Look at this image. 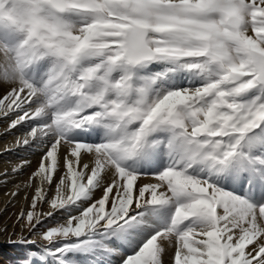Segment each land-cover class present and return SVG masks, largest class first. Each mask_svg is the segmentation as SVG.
<instances>
[{
	"label": "snow or ice",
	"instance_id": "1",
	"mask_svg": "<svg viewBox=\"0 0 264 264\" xmlns=\"http://www.w3.org/2000/svg\"><path fill=\"white\" fill-rule=\"evenodd\" d=\"M0 117L24 264H264V0H0Z\"/></svg>",
	"mask_w": 264,
	"mask_h": 264
},
{
	"label": "rangeland",
	"instance_id": "2",
	"mask_svg": "<svg viewBox=\"0 0 264 264\" xmlns=\"http://www.w3.org/2000/svg\"><path fill=\"white\" fill-rule=\"evenodd\" d=\"M9 120L10 119L7 117H0V128L3 129L7 127ZM23 132L24 129L20 128L17 133L7 135L4 140L0 138V140L2 139L0 141V143H2L0 146L2 145L1 147H3L9 140L12 141V144H9L11 147V145H13V138H16L15 140L17 141L18 137L20 138ZM17 146L20 149H18V147H14L16 152L13 150V153L16 154H12L15 157V161H18L21 158L25 159V157L28 156V153L25 152H38V150L34 149L35 147L30 149L27 146ZM21 150H23V152ZM2 151L0 150V264H24V262L31 257H40L42 255L43 247L48 246L47 242L43 240V231L49 227L59 226L60 223H63L68 218V213L63 211L56 212L52 217L43 221V227L38 225L37 229L33 230L32 233H21L19 226L14 227L17 216L22 211L26 213L30 210L31 200L35 195L36 187L39 185L38 179L33 176L34 171L38 168L39 164L37 163L39 162H34L33 158H30V160L26 158L25 162L20 164V166L22 165L21 168L18 167L19 173L15 171V169H13V172L11 171V168L15 161H13V158L10 156L12 153L11 148L6 147L5 150L2 149ZM5 151H7L6 153L8 154H6ZM20 151L25 154L23 156H19ZM29 156H32V154L29 153ZM49 191L51 195H55L54 187ZM14 192L19 194V196H22H20V198H18L17 194L13 196L12 194ZM99 195H101V193L97 192L96 196L98 197ZM38 210L46 212L48 210V206L41 204L38 206ZM21 236H27L34 241V243L17 244L10 242L21 238ZM124 251L128 253L130 250L124 249ZM172 257H174V249H169L168 254L164 257V259L170 264ZM48 259L51 262V258ZM94 259H96V264H107V260L109 258L104 257ZM111 259L113 264H118V257Z\"/></svg>",
	"mask_w": 264,
	"mask_h": 264
},
{
	"label": "bare ground",
	"instance_id": "3",
	"mask_svg": "<svg viewBox=\"0 0 264 264\" xmlns=\"http://www.w3.org/2000/svg\"><path fill=\"white\" fill-rule=\"evenodd\" d=\"M9 123H10V120H9ZM8 126H9V124H8ZM8 126L5 127V128H3V129L0 128V138H2L3 140H4V138H5L7 135H9V134L11 135V133H12V134L17 133V132L19 131V129H20V127H18L17 129H13V130H11V131L9 132V131H7ZM11 137H13V136H11ZM9 138H10V137H9ZM18 138H19V137H18ZM2 139H1V140H2ZM15 139H16V138H13V145H11V147L9 146V144H10L12 141H9V140H8L9 142L7 141V143H5L6 141L4 142L5 144H4L3 147H1L2 145L0 146V150H1V151H2V149L5 150L6 147L11 148V152H12V153H11L10 156H11V158H13V159H12L13 161H15V157H14L12 154H16V153H13V150L16 152L15 148L18 147L17 144H16V140H15ZM1 140H0V141H1ZM0 144H2V143H0ZM11 144H12V143H11ZM7 145H8V146H7ZM14 147H15V148H14ZM20 147H21V146H20ZM32 148H33V147H32ZM32 148H30V149H32ZM18 149H20V148L18 147ZM34 149L38 150V152H35V153L25 152V153H28V156H29V153L32 154V156H29V157L26 156L25 159L21 158L20 160L15 161V163H13V166H12V168H11V169H12L11 171L14 172L13 169H15V171H17V172L19 173V168H18V167L21 168L22 165L20 166V164H21L22 162H25L26 158L29 159V160H30V158H31V159L33 158V159H34V160H33L34 162H40L41 155H42V152L44 151V149H43V148H34ZM34 149H33V150H34ZM6 150H8V149H6ZM21 151L23 152V150H21ZM21 151H20V154L18 153L19 156H23V155L25 154V153H21ZM28 151H29V150H28ZM2 152H3V151H2ZM6 152H7V151H5V153H6ZM1 154H2V153H1ZM6 154H8V153H6ZM2 155H3V154H2ZM12 156H13V157H12ZM37 164H39V163H37ZM23 167H24V166H23ZM6 168H7V167H6ZM16 168H18V169H16ZM13 172H12V173H13ZM17 172H16V173H17ZM16 173H15V174H16ZM28 189H30V188H28ZM17 195H18V198H20V196H22V195L19 196V194H17ZM53 195H54V194H53ZM18 198H17V199H18ZM15 199H16V198H15Z\"/></svg>",
	"mask_w": 264,
	"mask_h": 264
}]
</instances>
